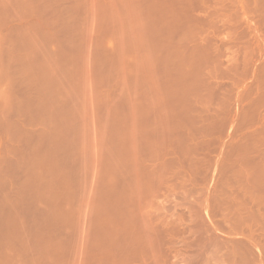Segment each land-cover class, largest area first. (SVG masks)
I'll return each instance as SVG.
<instances>
[{
    "label": "rangeland",
    "instance_id": "rangeland-1",
    "mask_svg": "<svg viewBox=\"0 0 264 264\" xmlns=\"http://www.w3.org/2000/svg\"><path fill=\"white\" fill-rule=\"evenodd\" d=\"M174 1L0 0V264H264V0Z\"/></svg>",
    "mask_w": 264,
    "mask_h": 264
},
{
    "label": "bare ground",
    "instance_id": "bare-ground-1",
    "mask_svg": "<svg viewBox=\"0 0 264 264\" xmlns=\"http://www.w3.org/2000/svg\"><path fill=\"white\" fill-rule=\"evenodd\" d=\"M173 1H174V0H173ZM244 1H245V0H244ZM247 1H249V0H247ZM170 2H171V0H170ZM174 2H175V1H174ZM255 2H256V1H255ZM255 2H254V3H255ZM257 2H258V1H257ZM261 2L263 3V0H262ZM168 3H169V2H168ZM175 3H176V2H175ZM164 4H165V2H164ZM263 4H264V3H263ZM175 5H176V4H174L173 6H175ZM247 5H248V4H247ZM253 5H254V4H253ZM255 5H256V4H255ZM173 6H172V7H173ZM178 6H179V5H178ZM260 6H262V5H260ZM244 7H245V6H244ZM246 7H247V6H246ZM255 7H256V6H255ZM175 8H176V6H175ZM263 8H264V7H263ZM179 10H180V9H179ZM246 11H247V10H246ZM175 12H176V11H175ZM179 12H180V11H179ZM181 13H182V12H181ZM177 15H178V14H177ZM163 16H164V15H163ZM166 16H167V15H166ZM167 20H168V19H167ZM165 26H166V25H165ZM165 28H166V27H165ZM166 29H167V28H166ZM169 29H170V28H169ZM165 33H166V32H165ZM173 33H174V32H173ZM229 42H230V41H229ZM246 53H247V52H246ZM246 53L244 52V54H246ZM247 54H248V53H247ZM247 57H248V56H246V58H247ZM263 61H264V60H263ZM262 63H263V62H262ZM246 65H247V63H246ZM259 67H261V66H259ZM262 67H264L263 64H262ZM263 69H264V68H263ZM259 72H260V71H259ZM263 73H264V72H263ZM259 75H261V74H259ZM263 76H264V75H263ZM261 80H262V79H261ZM263 84H264V83H263ZM262 87H263V86H262ZM261 96H262V95H261ZM257 214H259V213H257ZM263 214H264V213H263ZM260 215H261V214H260ZM260 217H261V216H260ZM255 218H256V217H255ZM179 219H181V218H179ZM179 219L177 218V220H179ZM258 219H259V218H258ZM261 219H262V218H261ZM169 220H170V219H169ZM171 220H172V218H171ZM173 220H174V219H173ZM175 220H176V218H175ZM175 220H174V222H175ZM177 220H176V221H177ZM183 220H184V219H183ZM183 220H179L178 222L182 224V221H183ZM259 220H260V219H259ZM263 221H264V220H263ZM168 222H169V221H168ZM170 222H171V221H170ZM174 222H171V223H174ZM164 223H165V222H164ZM179 223L176 222V224H178V225H177V227L175 226L174 228H178V226L181 227V224L179 225ZM183 223H184V222H183ZM259 223H261V222H259ZM259 223H258V224H259ZM263 223H264V222H263ZM168 224H169V223H168ZM164 225H165L164 228H166L167 224H164ZM173 225H174V224H173ZM173 225H172V228H173ZM182 225H183V224H182ZM260 225H261V224H259V226H260ZM263 226H264V225H263ZM169 227L171 228V226H168V229H169ZM180 227H179V230H180ZM183 227H184V226H183ZM183 227H182V228H183ZM260 228H261V227H260ZM150 229H151V228H150ZM150 229H147V231H148V230L150 231ZM166 230H167V228H166ZM172 230H173V229H172ZM179 230H178V231H179ZM161 231H162V230H160V232H161ZM167 231H168V230H167ZM174 231H175V230H174ZM174 231H173V232H174ZM181 231H182V230H181ZM162 232H163V231H162ZM162 232H161V233H162ZM164 232H166V231L164 230ZM184 232H185V231H184ZM146 233H147V232H146ZM148 233H149V232H148ZM150 233H152V231H151ZM150 233H149V234H150ZM149 234L146 235L147 237H145V236H144V237L147 238V240L149 239V242L152 244V242H151L152 240H151V238H149ZM152 234H153V233H152ZM169 236H170V235H169ZM167 238H168V237H167ZM169 238H170V237H169ZM171 239H172V235H171ZM171 239H168V240L166 239V241L168 242V241L171 240ZM163 240H165V239H163ZM143 241H144V240H143ZM166 241H165V242H166ZM171 241H172V240H171ZM149 242L147 241V243L149 244V245H147V247H148V246H149V248H150V247H153V246H151V244H150ZM154 242H155V243H154ZM156 242H157V241L154 239V241H153L154 244H152V245H154L155 247H156L158 244H160V240H159L158 243H156ZM163 242H164V241H163ZM163 242H162V240H161V243H163ZM181 242H182V241H181ZM143 243H144V242H143ZM155 244H157V245H155ZM163 244H164V243H163ZM163 244H162V245H163ZM168 244H170V242H169ZM166 245H167V244H166ZM145 246H146V245H145ZM146 250H147V248H146ZM149 250H152V251H153V250H154V247H153V249L150 248ZM177 250H178V249H177ZM177 250H176V251H177ZM144 251H145V250H144ZM147 251H148V250H147ZM147 251H146V253H147ZM152 251H151V253L154 252V251H153V252H152ZM179 251H180V250H179ZM179 251H177V252H179ZM149 252H150V251H149ZM149 252H148V253H149ZM182 252H183V251H182ZM182 252H179V253H182ZM146 253H145V254H146ZM251 253H252V252H251ZM154 254L156 255L157 253H154ZM249 254H250V253H249ZM155 255H154V256H155ZM179 255H180V254H179ZM185 255H186V254H185ZM243 255H244V254H243ZM250 255H251V254H250ZM145 256H146V257L148 256V257L151 258V254H146ZM175 256H176V255H175ZM146 257H145V258H146ZM155 257H156V256H155ZM166 257H167V256H166ZM181 257H182V256H181ZM187 257H188V256H187ZM239 257H240V255H239ZM150 258H147V259H150ZM158 258H159V257H158ZM176 258H177V257H176ZM178 258H180V257H178ZM147 259H146L145 261L149 262V260H147ZM160 259H161V257H160ZM168 259H169V258H168ZM183 259H184V258H183ZM183 259H181V260H183ZM188 259H189V258H188ZM190 259H191V258H190ZM239 259H240V258H239ZM253 259H254V258H253ZM158 260H159V259H158ZM163 260H164V261H163ZM163 260H162V262H165V259H163ZM194 260H196V259L194 258ZM145 261H144V262H145ZM152 261H153V260H152ZM156 261H157V260H156ZM167 261H169V260H167ZM167 261H166V262H167ZM186 261H187V260H185L184 262H186ZM236 261H237V260H236ZM144 262H143V263H144ZM153 262H154V261H153ZM166 262H165L164 264H167ZM190 262H191V260H190ZM194 262H196V261H194ZM207 262H208V261H207ZM207 262H206V263H207ZM232 262H233V261H232ZM248 262H249V261H248ZM154 263H155V262H154ZM160 263H161V262H160ZM237 263H238V261H237ZM145 264H146V263H145ZM148 264H149V263H148ZM156 264H157V263H156ZM161 264H163V263H161ZM179 264H180V263H179ZM183 264H184V263H183ZM186 264H188V263L186 262ZM189 264H191V263H189Z\"/></svg>",
    "mask_w": 264,
    "mask_h": 264
}]
</instances>
